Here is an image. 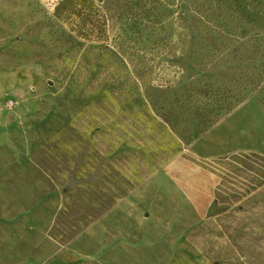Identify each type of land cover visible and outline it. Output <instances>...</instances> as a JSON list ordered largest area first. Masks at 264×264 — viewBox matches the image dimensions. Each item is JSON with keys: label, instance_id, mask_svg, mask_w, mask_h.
<instances>
[{"label": "rangeland", "instance_id": "374dc122", "mask_svg": "<svg viewBox=\"0 0 264 264\" xmlns=\"http://www.w3.org/2000/svg\"><path fill=\"white\" fill-rule=\"evenodd\" d=\"M130 1L0 0V245L264 264V0Z\"/></svg>", "mask_w": 264, "mask_h": 264}, {"label": "crops", "instance_id": "0c3cea01", "mask_svg": "<svg viewBox=\"0 0 264 264\" xmlns=\"http://www.w3.org/2000/svg\"><path fill=\"white\" fill-rule=\"evenodd\" d=\"M0 264H30L24 257L15 256V251L11 246L0 245Z\"/></svg>", "mask_w": 264, "mask_h": 264}, {"label": "trees", "instance_id": "16d2710c", "mask_svg": "<svg viewBox=\"0 0 264 264\" xmlns=\"http://www.w3.org/2000/svg\"><path fill=\"white\" fill-rule=\"evenodd\" d=\"M134 2V0L130 1L129 5H132ZM153 3H160L159 0L158 1H152V0H137V2L134 4L136 6H138L141 10L140 12V16H148L150 12H152V9H156V7H152ZM154 6V5H153Z\"/></svg>", "mask_w": 264, "mask_h": 264}]
</instances>
